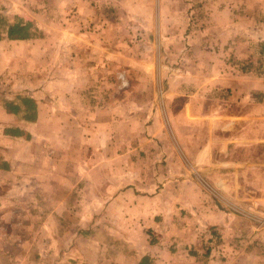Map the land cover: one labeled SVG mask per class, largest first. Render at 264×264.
<instances>
[{"label":"crops","instance_id":"0c3cea01","mask_svg":"<svg viewBox=\"0 0 264 264\" xmlns=\"http://www.w3.org/2000/svg\"><path fill=\"white\" fill-rule=\"evenodd\" d=\"M8 2L10 4L0 0V5L7 9L13 7V15L1 13L0 21L10 23L20 17L37 23L49 19L46 13H38L44 5L41 0H28L24 6L22 1ZM56 2L65 6L60 17L67 25L59 31L58 38L63 42L64 55L69 52L66 63L62 62L61 78H54V72L51 74L61 68H54L48 62L45 73L42 74L40 66L39 74L33 34L25 41H7L0 31V264H42L41 245L48 248L47 264H82L84 261L86 264H264V250L258 248L261 232L248 231L232 216V208L226 209L196 184L186 187L183 185L186 181L173 180L179 184L174 185L173 201L166 207L165 190L146 194L145 184L140 187L147 181L145 174L141 171V177L135 180V173H130L129 165L123 163V177L110 174L108 179L93 182L91 197L84 196L80 185L81 181L89 182L85 175L101 166H115L118 154L114 158L112 155L91 158L96 149L94 134L85 128L83 119L82 102L86 100L83 91L102 80H99L101 75H95L97 65L81 64L80 55L94 59L98 51L94 45L90 48L74 46L72 40H79L82 35L69 25L75 24V20L95 22L96 14L86 11L92 3L84 0ZM240 3L255 13L245 18L235 14L237 8H232ZM263 5L264 0L224 2L222 11L211 14V30L221 33L222 45L227 48L223 52L226 63L222 72L216 77L211 74L208 80L213 88L230 89V96L217 114L230 121L226 122L227 128L221 130L228 136L219 139L224 143L218 158L214 159L218 147L214 149L213 141L202 147L201 154L206 156L205 164L211 161L224 168L220 181L234 182L230 192L235 194L242 190L246 178L251 179L253 175L244 167L264 162L259 155L248 158L240 154L245 148L235 139L239 135L238 140L251 141V137L260 139L264 134L261 124L264 72H245L264 70V20L259 13ZM81 33L88 34L85 30ZM244 34L257 44L250 48L235 39ZM216 56H212L213 65ZM246 98L258 101L246 105ZM93 126L100 129V124ZM234 149L238 150L237 156L230 152ZM125 151L128 152L124 156H128L131 150ZM201 154L199 159L203 157ZM230 167L236 168L231 170ZM100 182L109 184L102 186ZM118 184L122 185L120 189ZM84 198H92L94 207L98 201L100 206H110V211L105 212L108 215L117 214L109 222H101L96 220L103 211H97L99 215L90 225L94 232L89 239L82 231L88 228L78 226L82 223L81 217L71 221L73 225L68 223L69 214L81 210ZM104 225L109 229L107 248H103L106 239L98 232L106 229ZM58 230L62 231L61 238L55 235ZM39 231L45 233L39 234ZM150 231L156 232L155 239L148 237ZM145 240L148 242L144 252H135L133 244ZM76 241H82L79 257L64 254ZM125 245L130 248H122ZM57 246L62 248L61 255L52 251Z\"/></svg>","mask_w":264,"mask_h":264},{"label":"rangeland","instance_id":"374dc122","mask_svg":"<svg viewBox=\"0 0 264 264\" xmlns=\"http://www.w3.org/2000/svg\"><path fill=\"white\" fill-rule=\"evenodd\" d=\"M1 1L10 4L9 0ZM18 1H22L24 6L28 0ZM41 1L44 5L39 8L38 13H46L49 19L38 21V29L32 33L37 42V68L40 74L42 66L43 74L46 70L45 63H52L54 68H61V71L54 70L51 74L54 72V78H61L59 74L63 72L62 62L66 63L69 53L64 55L63 42L58 38L59 31L67 25L60 17L65 6L57 3V0ZM84 1L92 3L86 11L87 14L94 12L96 21L75 20V24L69 27L79 30L78 34L82 35L79 40H72L74 46L90 48L94 45L98 51L94 59L79 54L82 56L81 64L97 65L95 75H101L99 80H102L101 83L97 81L96 85L83 91V97H86L82 102L85 107L82 110L84 124L87 130H91V135L94 134L96 147L91 158L96 160L110 155L114 158L118 154L115 166H101L85 175L89 182L81 181L80 185L84 196L91 197L94 183L99 180L108 179L112 175L123 177V163L129 165L130 173H135V180L141 177V171L145 174L143 177L147 181L144 180L140 187L142 189L145 184L143 189L146 194L165 190L166 207L173 201L174 185L176 187L179 184V181L173 180L186 181V184L183 182L186 187L196 184L201 190L209 192L220 204L223 203L226 209L229 207L237 210L238 212H230L248 231L261 232L258 248L264 250V162L244 167L253 175L251 179L246 178L242 190L235 194L230 192L234 182L220 181L223 178L222 173L225 172L222 171L224 168L211 161L205 164L206 156L201 154L202 147L213 141L214 149L218 147L214 151V159L218 158L224 143L219 139L223 140L225 135L228 136L223 135L221 130L227 128L226 122L230 121L217 115L223 101H227L226 98L230 96V89L221 86L213 88L212 82L208 80L212 78L209 77L211 74L216 77L218 72H222L223 63H226L223 52L227 48L222 45L221 33L211 30V14L222 11L224 2L239 3L240 0ZM236 5L237 7L232 9L237 8L234 13H239L240 17L245 18L253 13L252 8L246 9L241 3ZM239 7L244 9H238ZM14 10L13 7L7 9L0 5V14L12 16ZM259 13L264 20V5ZM84 30L88 34L81 33ZM235 39L250 48L257 44L248 34L239 35ZM98 53L100 55H97ZM213 55H217L214 65L211 60ZM245 72L258 74L264 70ZM54 88L59 89L57 85H54ZM256 101L258 100L251 102L246 98L245 103L251 105L256 104ZM229 102L238 103L232 100ZM262 106L261 112L264 113V104ZM262 116L264 121V115ZM94 124H100V129L94 127ZM89 136L90 134L86 139ZM251 138V141L238 140L239 135L235 138L236 143L245 148L240 154L248 158L259 155L264 159V134L260 139ZM126 149L131 150L128 156H124L128 152ZM230 152L233 156L238 155L237 149ZM200 154L203 157L199 159ZM235 168L230 167L231 170ZM100 184L104 186L109 183ZM121 186L118 184V189ZM240 191L244 192L240 194ZM82 200L81 210L78 213L71 212L68 223L81 217L82 223H78V226L88 228L82 231L89 239L94 232L90 227L99 213L97 211H103L102 216L96 220L101 222H109L111 217H116L117 214H106V210L110 211L111 207L102 204L100 206L99 201L94 207L92 198ZM74 225L77 227V223ZM104 228L106 229L98 232L101 233V238L106 239L103 248H107L110 245L109 229L105 225ZM41 233L45 232L39 231V234ZM155 233L150 231L148 237L155 239ZM55 235L61 238L62 231H55ZM147 242L148 240L144 243H134V251L144 252L143 248L147 247ZM81 244L82 241H76L70 246V250L63 251L64 254L79 257ZM154 244L155 242H152V245ZM39 248L42 253L39 257H43L41 262L47 264L48 248H43L42 245ZM122 248L129 249L130 246L125 245ZM61 249V246H57L52 251L61 255Z\"/></svg>","mask_w":264,"mask_h":264},{"label":"trees","instance_id":"16d2710c","mask_svg":"<svg viewBox=\"0 0 264 264\" xmlns=\"http://www.w3.org/2000/svg\"><path fill=\"white\" fill-rule=\"evenodd\" d=\"M38 24L24 18L15 17L10 23L0 21V31L4 32L7 41H25L38 29ZM264 127V121L261 122Z\"/></svg>","mask_w":264,"mask_h":264},{"label":"built area","instance_id":"2783aa9c","mask_svg":"<svg viewBox=\"0 0 264 264\" xmlns=\"http://www.w3.org/2000/svg\"><path fill=\"white\" fill-rule=\"evenodd\" d=\"M119 79H121V76H119ZM233 211L238 212L237 210L233 209Z\"/></svg>","mask_w":264,"mask_h":264}]
</instances>
